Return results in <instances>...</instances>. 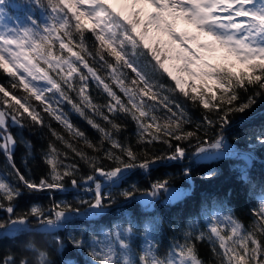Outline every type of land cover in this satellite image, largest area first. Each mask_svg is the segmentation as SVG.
<instances>
[{"label":"snow or ice","instance_id":"6c2138e0","mask_svg":"<svg viewBox=\"0 0 264 264\" xmlns=\"http://www.w3.org/2000/svg\"><path fill=\"white\" fill-rule=\"evenodd\" d=\"M230 59L243 67L234 71ZM0 70L11 78V89L26 93L19 96L0 84V153L14 177L8 182L0 176V212L7 214L0 218V239L29 231L54 233L78 218L102 216L121 202L139 200L146 209L161 200L177 202L187 193L173 187L171 178L146 188L122 184L136 170L149 173L156 165L185 161L180 176L189 181L193 164L222 160L236 161L241 179L247 178L252 153L230 142L227 132L237 114L264 99V0H0ZM90 80L106 94V103L93 99ZM63 104L99 133L98 141L70 121ZM187 104L206 110L200 122L192 121ZM41 112L69 138L46 124ZM121 119L136 125L137 148L120 139L126 128ZM11 127H46L68 151L49 141L42 154L47 174L34 180L15 163L22 141ZM256 141L264 146V131ZM156 144L164 147L158 150ZM69 152L88 167L87 174L68 162ZM216 175L209 169L202 179ZM68 185L89 198L56 200L52 194L67 192ZM43 192L50 194L48 208L33 204L17 213L15 202L25 193ZM252 215L255 221L246 227L230 213L212 211L204 230L185 231L183 242L163 256L148 223L138 252L131 224L99 233L74 231L67 245L59 237L55 243L61 253L66 246L87 249L90 264H205L196 247L203 241L218 264H264V195ZM26 247L31 260L7 252L0 264H54L46 250L32 242ZM63 264L75 262L67 258Z\"/></svg>","mask_w":264,"mask_h":264},{"label":"trees","instance_id":"16d2710c","mask_svg":"<svg viewBox=\"0 0 264 264\" xmlns=\"http://www.w3.org/2000/svg\"><path fill=\"white\" fill-rule=\"evenodd\" d=\"M17 15L22 16V13H17ZM87 35L89 36V47H91L94 41L90 34ZM89 62L91 63V61ZM229 63L233 64L232 61H229ZM10 79L0 70V84L7 86L10 91H15L19 96L26 95L20 89H11ZM164 82L171 83L167 78H165ZM89 83L93 99L97 103H106L108 98L102 89H98L91 80ZM113 87L115 86L113 85ZM0 96H2V93H0ZM241 96L243 98L245 94L241 92ZM177 99L181 103H185L182 96H178ZM31 103L37 108L42 107L34 99L31 100ZM62 107L68 114L70 121L77 128L84 131L90 140L93 142L99 140V133L72 111L69 105L63 104ZM186 107L194 123L202 120V116L206 112L205 109L199 106L193 107L191 104H187ZM208 114L213 115V113ZM41 115L44 116L46 124L51 123L52 127L64 135L66 139L69 138L65 129L56 121L51 120L43 112H41ZM25 119L27 121V117ZM233 121L227 132L230 142L252 153V161L248 168L246 179H241L240 172L234 167L237 163L234 160L193 164V175L190 181L180 176L181 169L189 161H185L184 164H159L154 166L149 173L136 170L126 176V181L122 184V187H127L129 184H137L141 188H146L155 180L171 178L173 187H191V192L177 202L166 203L161 200L147 209L139 200L121 202L102 216L78 218L75 223L69 224L66 228L54 233L29 231L17 234L14 238L0 239V256L11 252L16 256L17 260L21 256H27L31 260L33 254L26 245L32 242L38 248L46 250L54 264H63V261L67 258L73 259L75 264H90V258L86 254L87 249L79 251L71 246H66L63 253L57 251L56 237L64 240L67 245L68 235L74 231L83 233L95 231L99 233L108 230L116 224L124 226L131 224L134 227L131 243L133 249L138 252L142 244L145 243V238L141 233L146 223L150 224V235L158 245L159 254L163 256L168 253L174 243L183 242L185 231L192 230L195 234L204 230L208 222L207 214L214 209H222L233 215L246 227L249 226L255 221L252 210L258 207V199L264 195V146L259 145L256 141L257 135L264 131V99H259L254 107L243 116L237 114ZM99 122L103 123V121ZM118 122L126 126L125 130L120 134V139L122 141L127 139L134 148H137L136 125L130 119H121ZM194 123L187 127H194ZM10 130L18 141H22L17 144L15 149V163L21 172L34 180L38 181L41 176L47 174L48 169L43 162L42 154L49 141L55 143L62 151H68L50 135L46 127H33L31 130L11 127ZM233 137H238L239 139L233 140ZM24 142L31 145L30 151L25 147ZM249 145H251V148H249ZM77 146L82 147L90 155H95L91 150L84 147L82 143L77 144ZM163 147L161 144L155 145L158 150ZM189 152H191V149H189ZM68 162L78 163L81 170L80 174L89 172L88 167L78 157H74L71 152H69ZM103 163L105 166H110L107 160L103 161ZM209 169H215L217 175L211 180L202 179V176ZM10 173L11 169L8 167L7 160L0 153V176L8 182H14V177ZM52 195L55 196L56 200L74 201L81 196L89 198L88 194L72 189L70 185H68L67 192L54 193ZM33 204H38L45 209L48 208L51 204L50 194L43 192L28 195L25 193L15 202L16 211L17 213L26 212ZM6 216V213L0 212V218H6ZM193 225L194 227H192ZM85 239L87 240V235H85ZM196 247L199 257L205 264H218L217 258L213 255L211 246L207 241L197 243Z\"/></svg>","mask_w":264,"mask_h":264},{"label":"rangeland","instance_id":"374dc122","mask_svg":"<svg viewBox=\"0 0 264 264\" xmlns=\"http://www.w3.org/2000/svg\"><path fill=\"white\" fill-rule=\"evenodd\" d=\"M217 55H220L219 53L217 54ZM229 61H232L233 62V64L235 65V68H233L234 69V71H238V70H240L243 66L242 65H240L238 62H236L234 59H230ZM206 162H208V161H206ZM191 187H185V188H181V187H178V189H181V190H184L186 193H187V195L191 192V189H190ZM186 195V196H187ZM260 199V198H259ZM259 199H258V204H259ZM182 200V199H181ZM140 202V201H139ZM141 203V202H140ZM167 203V202H166ZM173 203V202H172ZM142 204V203H141ZM143 205V204H142ZM213 211H216V212H218V213H227L226 211H224V210H222V209H214ZM86 218H92V217H86ZM144 245V243L142 244V246Z\"/></svg>","mask_w":264,"mask_h":264}]
</instances>
